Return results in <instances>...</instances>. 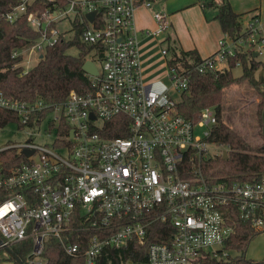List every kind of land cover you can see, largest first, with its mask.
Here are the masks:
<instances>
[{"label":"built area","instance_id":"1","mask_svg":"<svg viewBox=\"0 0 264 264\" xmlns=\"http://www.w3.org/2000/svg\"><path fill=\"white\" fill-rule=\"evenodd\" d=\"M40 2L44 11L35 8ZM152 4L21 0L0 12L8 22L26 17L39 33L25 46L38 61L81 26V42L90 48L86 61L98 70L97 75L85 72L88 91L73 90L54 106L0 94V107L15 112L24 125L34 116L36 123L48 108L47 115L58 113L49 128L55 133L50 144L12 145L33 154H23L27 161L0 172V251L31 239L27 263L47 264L46 242L54 239L66 255L95 264L106 247L162 238L148 244L149 264H230L238 256L225 248L235 232L233 214L259 233L264 230V176L258 182L209 179L206 161L224 153L210 152V146H222L211 140L216 110L207 107L192 122L178 113L176 99L188 90L194 72L218 78L232 70V61L234 68L242 67L243 54L255 60L264 55V22L253 17L243 35H224L212 55L171 65L168 49L156 45L171 27L168 13H153L155 29L136 26L137 9ZM150 44L159 59L146 57ZM22 49L12 57L24 60ZM62 122L65 134H59Z\"/></svg>","mask_w":264,"mask_h":264},{"label":"trees","instance_id":"2","mask_svg":"<svg viewBox=\"0 0 264 264\" xmlns=\"http://www.w3.org/2000/svg\"><path fill=\"white\" fill-rule=\"evenodd\" d=\"M21 0H0V12L6 10L10 4H19ZM152 3L158 0H141ZM35 8L44 11L46 6L40 2ZM202 9H214L216 12L212 19L220 24L224 35L237 38L244 34L245 26L243 17L249 13H237L228 0H205ZM34 8H29L33 11ZM209 20L208 15H205ZM257 17V16H254ZM81 26L76 27V34L72 39H65L57 45L48 48L37 65L25 72L23 66L19 65L23 58H13V52L20 50L30 42L39 38V33L33 30L26 20L21 17L14 22L0 19V94L5 97L21 102H42L45 105L54 106L64 102L73 90L84 93L89 90V81L83 71V65L90 53V48L83 44L80 39ZM72 48L78 49V55L68 53ZM193 57V58H190ZM189 59L199 62L202 57L194 51H182L173 54L171 65L178 62L190 65ZM243 74L235 77L232 70L221 73L218 78L210 74H192L189 88L183 92L177 103V111L187 120L197 122L202 111L207 107H214L217 113L218 123L211 140L226 146L227 156L221 153L210 157L205 164L204 174L214 182H258L264 176V135L263 143L253 146L242 133L237 131L231 121L222 118V102L224 89L230 85L243 80L250 79L253 88L259 96L258 115L262 126V113L264 109V80H255L254 72L260 66L259 62L243 54L241 57ZM234 69V61H232ZM25 72V73H24ZM52 108L41 111L36 116L38 121L34 123L35 116L28 125L21 123L19 116L10 110L0 107V130L15 123L20 130L40 125ZM54 123H49L53 129ZM67 130L64 122L60 124L59 134H65ZM115 136L121 134L115 132ZM8 146V147H7ZM0 152V172H6L10 167L27 161L16 147L8 144ZM4 194L0 191V200ZM231 222L234 224L235 232L230 241L225 245L229 251L238 253L230 264H264V258L260 261L249 260L246 252L251 241L258 236L259 232L252 227L251 223L240 218L238 213L233 214ZM158 224L155 229L162 227ZM93 235L94 232H88ZM75 240V237L72 238ZM165 239V238H164ZM162 238H149L146 244L133 242L127 247H106L98 256L95 264H149L148 244L160 241ZM33 247L31 239L12 246V251L23 264L27 263V256ZM44 257L47 264H84V258H73L66 255L57 240L51 239L46 242ZM13 264H18L9 257Z\"/></svg>","mask_w":264,"mask_h":264},{"label":"rangeland","instance_id":"3","mask_svg":"<svg viewBox=\"0 0 264 264\" xmlns=\"http://www.w3.org/2000/svg\"><path fill=\"white\" fill-rule=\"evenodd\" d=\"M232 1L239 7L241 4L246 2V0H230L231 3ZM204 2L205 0H158L152 4L153 6L151 9L144 7L137 9L138 24L143 28H155L156 23L153 19V13L157 11L166 12L169 15V20H171L170 23L172 22L173 24L170 29L159 38L160 40H158L156 45L158 47L160 46V48L168 49L169 56H173L174 53L180 54L182 51L187 52L191 50L198 53L196 40H198V42H202L201 35L203 34V31L201 26L205 20L208 21L205 15L207 14L208 18H211L216 12L214 9H210L207 10L205 14L202 9V4ZM254 2L257 4L256 6H261L264 10V0H254ZM190 8H194V10L190 11L192 15L188 14L187 17L186 15H181L183 11ZM71 34L72 32L70 31L65 35L68 37ZM156 48L157 47L154 46V44H150L149 47L146 48V50H149L150 52L146 57L155 56V60L159 59V50L153 51ZM211 48L212 45L206 43L203 45L202 49H200L202 50L199 51L200 55L206 54V52H209ZM29 50L30 46L21 50L24 57L22 66L25 70L32 69L39 62L36 55L30 56ZM68 53L73 56H77L78 49L72 48L68 51ZM256 60H264V55L257 57ZM156 65L157 64H154L152 67ZM98 66L100 67V65ZM242 74V69L237 68L234 70L235 77H240ZM261 76H264V65H262V67L254 73L255 79H259ZM255 96L258 95L253 88L251 80L242 79L241 81H238L224 89L222 102V118L229 122L231 121L233 127L242 133L247 141L253 146L262 144V135H264L262 132L260 117L258 115L257 102L251 105H245L249 98ZM176 99L179 100L180 96L177 95ZM57 116L58 113L47 115L46 118L42 120L40 125L35 124L31 127H25L22 130H20L18 125L15 123L1 129L0 151L8 144L19 147L26 141L35 142L40 146L46 144L49 145L55 134L54 131L49 130V123ZM226 149L227 148L224 145L210 146V152L212 154L224 152ZM18 150L20 151L19 148ZM246 257L249 260L254 261H260L264 258V230L251 241L246 252ZM0 264H13V261L10 260L8 253L4 250L0 251Z\"/></svg>","mask_w":264,"mask_h":264},{"label":"crops","instance_id":"4","mask_svg":"<svg viewBox=\"0 0 264 264\" xmlns=\"http://www.w3.org/2000/svg\"><path fill=\"white\" fill-rule=\"evenodd\" d=\"M229 2H230V0H229ZM231 5H232L234 11L237 12V13H249V14L245 15L243 17V19H242L244 25H246V23L250 19H252L254 16H257L259 19L264 21V14H263L264 10H263V8L261 6H256L257 4L254 2V0H246V2L241 4L240 7L236 6V4L233 1H232ZM191 10H194V8H190V9H187V10L183 11L181 13V15H186V17L188 16V14L192 15L190 13ZM137 17H138V15H137V11H136V13H135L136 26L138 28H140V29H143L142 26H139ZM172 24L173 23L171 22V25ZM155 28H156V26H155ZM155 28H152V29H155ZM201 28H202V31H203V34L201 35L202 36L201 40H202L203 43L202 42H198V40H196V48L198 49L199 56L204 58V57H208V56L212 55L217 50L218 44H219V40H220L221 37L224 36V34H223L222 30H221L219 22L217 20L212 19V17L211 18L209 17L208 21L205 20V22L202 24ZM214 28H216V29H214ZM148 29H151V28H148ZM216 39H217V42H216ZM206 43L211 44L212 48H211V50L209 52H206V54L200 55L199 51H202L200 49H202L203 45H205ZM254 57H257V55H254ZM255 61L260 63V66L257 68V70L259 68H261L262 65H264V60H261V61L255 60ZM237 68L243 70V67H236V68L232 69L233 74H234V70L237 69ZM260 79L264 80V76H261L259 79H255V80H260ZM255 102H257V104H258V102H259V97L258 96L249 98V100L245 103V105H251V104H253Z\"/></svg>","mask_w":264,"mask_h":264},{"label":"water","instance_id":"5","mask_svg":"<svg viewBox=\"0 0 264 264\" xmlns=\"http://www.w3.org/2000/svg\"><path fill=\"white\" fill-rule=\"evenodd\" d=\"M95 12L94 13H90L88 14V18L90 19V21H93L94 17H95ZM42 57V56H41ZM83 71L93 74V75H97L98 70L97 67L95 66V64L92 61H86L83 65ZM262 132L264 134V109H263V113H262ZM73 136V133H71ZM22 153L24 155L30 156L33 154V151H28V150H23ZM224 157L227 156V151H224ZM7 253L9 254V256L14 259L18 264H23L18 257L14 254V252L11 249H6Z\"/></svg>","mask_w":264,"mask_h":264}]
</instances>
